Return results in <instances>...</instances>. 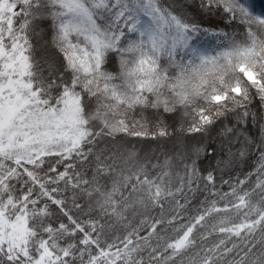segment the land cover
<instances>
[{
    "label": "snow or ice",
    "instance_id": "1",
    "mask_svg": "<svg viewBox=\"0 0 264 264\" xmlns=\"http://www.w3.org/2000/svg\"><path fill=\"white\" fill-rule=\"evenodd\" d=\"M0 264H264V12L0 0Z\"/></svg>",
    "mask_w": 264,
    "mask_h": 264
},
{
    "label": "trees",
    "instance_id": "2",
    "mask_svg": "<svg viewBox=\"0 0 264 264\" xmlns=\"http://www.w3.org/2000/svg\"><path fill=\"white\" fill-rule=\"evenodd\" d=\"M188 2H191V0H188ZM251 3L253 4V7L255 8V10L257 12H264V0H251ZM202 26L203 27H207V28H216V29H223L224 25L222 23H220V19L219 17H207L205 16L202 20ZM226 31L231 32L232 29L228 28V29H224ZM201 39L203 42V45L205 47H215L217 46L218 41L213 40V38H211L210 36H205L204 34L201 35ZM171 141H161L159 142V147L164 148V147H171ZM219 143V141H217V144ZM139 147H142L145 150H156L158 147V143L156 141H152V140H147V141H143L140 145H138Z\"/></svg>",
    "mask_w": 264,
    "mask_h": 264
}]
</instances>
